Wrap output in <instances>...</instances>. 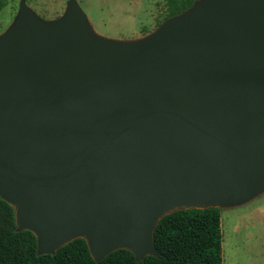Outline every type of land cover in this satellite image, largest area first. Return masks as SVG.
<instances>
[{"label":"water","instance_id":"water-1","mask_svg":"<svg viewBox=\"0 0 264 264\" xmlns=\"http://www.w3.org/2000/svg\"><path fill=\"white\" fill-rule=\"evenodd\" d=\"M264 193V0H196L134 40L76 0L0 34V199L39 256H159L160 221Z\"/></svg>","mask_w":264,"mask_h":264},{"label":"trees","instance_id":"trees-1","mask_svg":"<svg viewBox=\"0 0 264 264\" xmlns=\"http://www.w3.org/2000/svg\"><path fill=\"white\" fill-rule=\"evenodd\" d=\"M196 0H178L170 15L160 22L189 9ZM6 0H0V11ZM7 225L0 226V264H223L221 213L219 209L180 211L163 218L155 232L159 256L137 262L119 250L97 263L84 240L64 246L53 256H39L37 241L29 231L17 232L14 209L0 199V213Z\"/></svg>","mask_w":264,"mask_h":264},{"label":"rangeland","instance_id":"rangeland-1","mask_svg":"<svg viewBox=\"0 0 264 264\" xmlns=\"http://www.w3.org/2000/svg\"><path fill=\"white\" fill-rule=\"evenodd\" d=\"M46 20L60 17L69 0H26ZM94 30L115 40H134L153 32L178 0H76ZM20 0H6L0 11V34L12 24ZM223 264H264V193L250 202L221 209ZM0 213V226L7 225Z\"/></svg>","mask_w":264,"mask_h":264}]
</instances>
